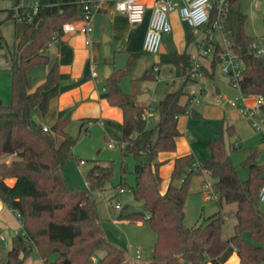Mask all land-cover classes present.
<instances>
[{
	"label": "trees",
	"instance_id": "trees-1",
	"mask_svg": "<svg viewBox=\"0 0 264 264\" xmlns=\"http://www.w3.org/2000/svg\"><path fill=\"white\" fill-rule=\"evenodd\" d=\"M22 1L27 0H11V6L5 9L8 17L13 16L14 7ZM225 2L223 26L228 30L233 51L243 63L240 89L245 94L264 97V58L250 47L251 40L244 32L246 14L239 0ZM82 4V0L39 3L37 13L26 23L8 55L10 98L7 103L0 102V156L13 157L0 161V199L19 214L21 231L11 237L5 264H22L32 253L43 264H224L234 251L239 264H264V209L260 208L258 196L264 185V163L256 162L260 148L244 149L242 164L248 168V176L241 180L222 137L213 138L208 143L209 156L196 167H192V153L174 159L170 182L161 192L157 154L175 148V138L181 134V116L198 117L199 113L193 107L188 109V93L181 88L166 93L155 104L158 121L154 127H147L145 114L149 107L137 104L120 86L121 79L131 73L132 56L125 67L112 69L104 87L108 102L119 106L123 114L118 143L121 170L124 171V158L132 155V192L144 205V211H121L119 217L145 219L149 223L156 234L151 256L130 259L126 250L110 241L103 231L94 191L102 189L112 177L111 165L94 162L86 171L85 187H74L66 181L64 164L77 142V135L68 130L71 120L57 118L46 130L32 122L33 109L44 115L50 100L57 95V65L54 63L36 85L32 84L28 70L48 62L43 50L53 34L61 33L64 22L82 16ZM214 16L215 10L210 22ZM190 28L185 23L186 33ZM164 61L175 64L179 74H186L190 67L186 53L172 51ZM217 63L214 53L209 65L202 66L203 76L211 77ZM260 111L264 116V104ZM92 120L80 119L84 133H88L86 124ZM226 128L232 132L231 126ZM205 172L212 178L210 187L219 204L235 203V222L227 237L222 235L225 217L220 210L206 217L204 224L189 227L184 223L191 178ZM7 178H14V182L8 184ZM206 184L203 178L201 188ZM97 250L103 251L100 259L95 256Z\"/></svg>",
	"mask_w": 264,
	"mask_h": 264
},
{
	"label": "crops",
	"instance_id": "crops-1",
	"mask_svg": "<svg viewBox=\"0 0 264 264\" xmlns=\"http://www.w3.org/2000/svg\"><path fill=\"white\" fill-rule=\"evenodd\" d=\"M115 1H98L90 18L92 31L88 34L89 43H85L86 36L84 34L75 32L63 33L57 41L50 42L43 50V53L48 55V62L33 66L28 70L33 85L40 83L44 79L46 73L54 63L57 65L58 72L57 95L50 100L49 108L44 115L37 108L33 109V123L49 127L57 118H69L71 122L68 130L75 135L83 132L82 128H80V119L92 118L93 120L86 124L88 133L85 134L91 135L97 130L105 141L109 140L112 143H119L121 140L123 114L119 106L111 105L106 98L104 83L108 74H104V66L107 65L110 73L113 68H123L115 64L114 59L116 54L124 55L126 60L132 56V61L138 62L143 52L149 53L143 50L142 43L154 0H140L144 5V13L142 20L135 23L130 22L125 13L116 9ZM170 14L171 16L179 17L176 11H172ZM181 22L185 25L184 21L181 20ZM24 23L17 34L16 40L19 38L27 22ZM192 29L191 27L190 32L186 33L184 27L186 48L182 53L188 54L189 58L193 50L189 51L187 48L189 43L195 40ZM167 34L164 35L161 47L156 52L159 53L158 57L149 61L145 60L144 65L146 67L150 66V80L130 73V75L123 77L120 81L121 88L125 92L130 93L137 104L149 107V110L145 114L146 125L149 128L154 127L158 121V113L153 110L155 104L170 91L184 88L188 93L189 88V83H184L185 79L183 76L185 74H179L175 64L164 61L168 53L172 51L176 52V47L173 43L174 49L168 51L164 41L166 37H169ZM107 46L109 50L108 53H105ZM111 55L112 59H109ZM161 62L169 63L172 66L174 77L170 82L164 78L161 81L160 78L156 77V74L160 73ZM9 66L10 61L8 59L4 67L5 70L0 71V102L2 103H7L10 98L11 79ZM92 70L96 72V76L91 75ZM203 79L204 77L201 79L202 83L204 82ZM204 91L205 88L203 87ZM215 92L221 93V87L216 86ZM185 98L186 95L183 96V101ZM252 101V98L247 99L248 103H252ZM193 108L199 113V116H181L179 118L178 125L181 134L175 138V148L169 151H160L157 154L156 160L160 162L158 171L161 176L159 182V190L161 192L166 190L170 182L171 170L174 159L177 156L192 153L196 157V161L200 162L201 159L208 157L210 154L208 143L213 139L212 135L215 132L212 134L207 130L206 137L203 135L200 139L196 136L192 140V138L186 135V132L190 133L191 131V118L201 120L207 118L215 122L220 120L223 125L225 121L233 119L235 112L238 113V109H234L235 107H220L212 102H204L200 106L194 105ZM228 126L231 125L228 124ZM258 147H264V143H260ZM12 157L13 155L11 154H4L0 156V161H9ZM205 173L208 174L207 172ZM5 180L8 184L14 182V178H7ZM201 191H204V188ZM20 231L21 222L16 212L0 199V236L8 239L11 245L12 235ZM36 261H32L31 257L27 256L22 264H32L33 262L43 264L39 258H36ZM224 264H239L237 253L234 251Z\"/></svg>",
	"mask_w": 264,
	"mask_h": 264
},
{
	"label": "rangeland",
	"instance_id": "rangeland-1",
	"mask_svg": "<svg viewBox=\"0 0 264 264\" xmlns=\"http://www.w3.org/2000/svg\"><path fill=\"white\" fill-rule=\"evenodd\" d=\"M39 3H47L48 0H38ZM241 10L246 14L244 23V32L247 34L252 43L259 47H264V0H239ZM11 0H0V71L5 70L8 61L9 52L13 48L17 34L25 24L24 21L17 20L13 16L8 17L5 9L11 6ZM171 24V30L168 32L172 43L176 47V52L182 53L186 48V40L184 36L185 25L179 17L168 14ZM195 40L191 41L187 50H193L192 54L197 51L198 43L203 41L205 36L204 28L198 27L192 29ZM212 37L220 44L223 43L222 35L218 30L212 31ZM159 53H142V57L138 62L132 61L130 64L131 74H136L141 78L149 79V67H146L145 60L149 61L158 57ZM264 58V57H262ZM109 59H112V55ZM211 55L202 58L203 65L210 63ZM115 64L119 67H125L126 57L116 54ZM160 62V60H159ZM1 73V72H0ZM146 75V77H144ZM159 79L164 78L169 82L174 77L172 66L169 63H160V73L156 74ZM150 80V79H149ZM203 87L205 91L202 93L199 103L212 102L220 107H231L229 100L239 95V91L232 87L228 81V77L221 71L217 64L214 68L213 75L204 77ZM216 86L221 87V93H216ZM205 94V95H203ZM215 101V102H214ZM236 109V108H234ZM238 111V110H237ZM233 119L222 122L213 121L212 119H195L191 118L190 133L186 132L187 137L194 140L196 136L206 137L207 130L214 135L213 138L222 137L226 151L229 153L232 163L236 167L237 174L241 180H245L248 176V168L242 164L245 158L244 149L249 147H258L260 143H264V116H258L257 122L261 129L253 126L246 115L238 111L234 113ZM232 126V132L229 133L227 125ZM189 130V129H188ZM210 133V134H211ZM77 135V142L73 146L68 158L65 161L63 173L66 181L74 187L86 186V171L94 162L108 164L113 167V175L109 178L102 189L94 191L96 208L101 219V224L106 237L121 246L129 254L131 249L139 247L141 251L140 258L142 260L151 256L156 234L149 225L143 220H133L119 217V213L130 211H144L142 200L134 197L132 187L135 181L133 172L134 157L128 155L124 158V171L121 170V154L118 142L113 143V147L108 146L109 140H104L103 136L96 130L91 135L81 132ZM201 144V143H199ZM231 144H236V148H232ZM82 158L83 161L80 162ZM194 162L196 157L194 156ZM256 162L264 163V147L260 148V155ZM193 167V166H192ZM206 178L211 181L209 174L203 173L193 175L189 185V193L187 195L184 207V223L191 227L204 224L206 217L220 210L223 212L225 222L223 225L222 235L227 237L232 232L235 222L234 211L235 203H227L221 201V205L215 197H205L206 192L201 191V181ZM119 187H123L124 191L119 192ZM120 204L121 208H115V204ZM260 208L264 209V204L259 203ZM63 213V210L60 212ZM139 221V222H138ZM10 248L8 239L1 240L0 264H4L6 252ZM103 251L97 250L95 256L100 259ZM32 261H36L35 255H29ZM40 259V258H39ZM53 259V257L51 258ZM32 264H40L32 263Z\"/></svg>",
	"mask_w": 264,
	"mask_h": 264
},
{
	"label": "built area",
	"instance_id": "built-area-1",
	"mask_svg": "<svg viewBox=\"0 0 264 264\" xmlns=\"http://www.w3.org/2000/svg\"><path fill=\"white\" fill-rule=\"evenodd\" d=\"M99 0H82V16L78 19L64 22L62 24L61 33L53 34L51 40L57 41L63 33H81L86 36L85 43H89L88 34L92 31L90 18ZM39 7L38 0L22 1L20 5H16L13 11V17L24 22H31L33 16L37 13ZM115 7L120 12L126 14L130 22H139L142 20L144 13V5L140 0H116ZM226 7L225 0H154L148 27L145 32L142 48L149 53H156L159 51L163 42L164 35L171 30V24L168 14L172 11L178 13L179 18L192 28L203 27L205 36L203 41L198 43L197 51L190 57V67L183 78L189 83L188 88V109L199 103L200 97L203 93V85L201 79L203 76L202 58L217 53L218 65L221 71L228 77V81L232 87L239 91V95L229 100L232 107L250 120L251 124L257 129L261 126L256 118L262 116L260 106L264 104V97L261 95H248L240 89V76L243 67L242 60L233 51L231 42L228 37V30L223 26L224 8ZM215 10L214 19L210 22L211 12ZM218 30L223 39L220 44L212 37V31ZM48 43V45H49ZM250 47L254 49L255 54L264 57V47H259L254 43H250ZM92 76H96L94 70L91 71ZM252 98V103H248L247 99ZM43 129H48L43 126ZM108 146H113L112 142ZM83 159H80L82 162ZM198 162L193 163V167L197 166ZM119 192H123L124 188L119 187ZM205 196L215 197L216 194L212 192L210 182L204 188ZM259 201L264 204V185L258 191ZM115 208H121L120 204H115ZM17 217L19 214L16 212ZM1 240L4 238L0 236ZM141 251L139 247L130 250V259L140 258ZM97 261L96 258L93 259Z\"/></svg>",
	"mask_w": 264,
	"mask_h": 264
},
{
	"label": "water",
	"instance_id": "water-1",
	"mask_svg": "<svg viewBox=\"0 0 264 264\" xmlns=\"http://www.w3.org/2000/svg\"><path fill=\"white\" fill-rule=\"evenodd\" d=\"M164 41H165V44H166L168 51H171L174 49V46H173L169 37H166ZM108 50H109V47L107 46L105 53H108ZM104 74H109V69H108L107 65L104 66ZM20 257H22V255H20Z\"/></svg>",
	"mask_w": 264,
	"mask_h": 264
}]
</instances>
